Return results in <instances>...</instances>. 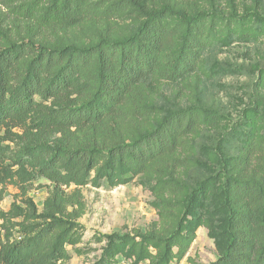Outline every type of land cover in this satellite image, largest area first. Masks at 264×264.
I'll return each mask as SVG.
<instances>
[{"label": "trees", "instance_id": "16d2710c", "mask_svg": "<svg viewBox=\"0 0 264 264\" xmlns=\"http://www.w3.org/2000/svg\"><path fill=\"white\" fill-rule=\"evenodd\" d=\"M0 5L5 9L0 20V160L11 150L7 142L20 137L16 129L34 134L11 157L52 183L41 212L27 197L0 209V264H64L67 244L79 240L83 228L82 187L103 180L116 186L148 172L175 154L199 125L198 108H188L166 113L150 128L124 126L126 119L139 124L154 111L145 105L144 80L151 75L183 78L199 67L204 49L224 28L230 34L243 27L245 18L232 24L215 11L189 13L155 0H0ZM121 14L138 22L126 36L101 32L86 45L45 39L48 30ZM21 27L27 29L24 34ZM206 116L216 124L222 121L219 113ZM218 155L219 170L207 180L212 181L208 186L200 182L189 198H217L219 255L210 264H264V136L249 134L239 168H229L223 153ZM6 166L0 169V185ZM212 183L217 186L209 188ZM183 220L158 240V264L180 258L193 241L194 234L178 233L196 222L192 216L185 218L186 225ZM106 238L104 255L95 264H113L106 257L114 256L115 241L122 238L117 233Z\"/></svg>", "mask_w": 264, "mask_h": 264}, {"label": "rangeland", "instance_id": "374dc122", "mask_svg": "<svg viewBox=\"0 0 264 264\" xmlns=\"http://www.w3.org/2000/svg\"><path fill=\"white\" fill-rule=\"evenodd\" d=\"M155 1L189 13L215 11L224 22L232 24L245 18V23L230 34L224 28L223 35L204 49L199 67L183 78L171 81L151 75L144 80L145 105L154 111L143 115L150 117L141 118L139 124L136 119H126L124 126L150 128L166 113L188 108H198L195 115L199 125L183 138L175 154L156 162L148 172L116 186L103 180L82 187L86 211L79 222L83 228L79 240L67 244L69 257L64 264H95L104 255L106 236L114 233L122 240L115 241L114 256L106 257L109 263L158 264V240L171 235L180 220L184 219L186 225L185 218L190 220L191 216L197 226H189L183 232L179 229L178 234H194L193 241L180 258L175 257L169 264H210L219 255L214 235L220 232L217 198L210 195L189 200L191 193L202 181L208 186L212 181L207 182L209 177L218 172V151L225 156L229 168L236 169L249 134L254 133L259 139L264 136V20L255 15L259 12L264 16V0ZM4 14L0 5V20ZM137 26L132 15L121 14L87 20L70 29L48 30L45 39L86 45L101 32L126 36ZM17 29L11 32L16 33ZM20 29L21 34L27 31L25 27ZM208 113L221 114L222 121L216 124V119L206 116ZM16 131L20 137L7 142L11 150L0 160V169L8 164L7 177L0 185V209L8 210L14 202L22 204L27 197L41 212L52 183L39 176L31 165L14 162L13 152L36 136ZM212 185L209 188H215L217 183ZM173 250L177 252L178 248Z\"/></svg>", "mask_w": 264, "mask_h": 264}]
</instances>
